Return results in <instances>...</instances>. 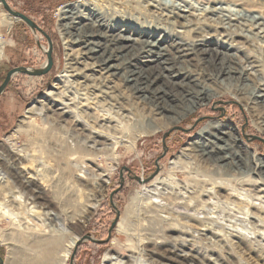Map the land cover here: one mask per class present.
<instances>
[{"label":"bare ground","instance_id":"obj_1","mask_svg":"<svg viewBox=\"0 0 264 264\" xmlns=\"http://www.w3.org/2000/svg\"><path fill=\"white\" fill-rule=\"evenodd\" d=\"M207 1L217 5L222 0ZM234 1L243 7L242 16L237 18L222 14L223 8L221 11L216 7L203 9L196 16L176 8V11L169 9L172 6L163 0L135 1L144 11L146 5L154 2L155 5L151 4L156 14L154 18L172 22L181 30L172 35L176 41L166 46L152 32H124L121 21L114 17L117 9L125 7L128 0H79L63 9L58 16V30L66 44L63 74L53 90L46 93L48 101H38L36 104L39 107L32 105L26 111V122H20L5 139L7 144L0 146V191L2 188L9 191L0 197V219L8 220L10 235L17 237L12 244L7 243L10 245L11 261L8 264H65L81 243L80 229L102 199L107 184L106 174L86 165L85 161L95 159L101 153L111 165L110 174L114 170L112 166L119 161L117 151L120 145L131 151L137 138L151 136L161 129L162 124L175 125L192 114L215 96L209 82L221 87L235 83L236 91L241 92L251 106L250 111L259 105L262 114L256 118L259 123L257 129L264 134V83L255 85L247 66L234 60L236 56L230 53L238 44L232 45L235 36L242 37L244 41L249 39L250 45L258 42V46L264 48V12L254 9L255 13H252L247 8L258 6L264 9V0ZM209 14H216L217 21H210ZM192 17L194 19L190 21ZM2 18L3 25L8 28L18 20L10 14L2 15ZM207 22L205 30L191 28ZM233 26L231 31L228 27ZM217 27H221L220 30ZM247 29L258 31L243 35L246 31L250 33ZM188 32L194 34L190 39L183 40L181 35ZM218 35L231 41L228 47L222 43L224 48L208 49L205 44ZM69 44L78 49L74 51ZM138 55L144 58L141 65L134 60ZM260 56L257 53L253 61L258 62ZM192 64H196L197 68ZM174 76H177L175 81L171 80ZM88 109L92 113H87ZM36 117L53 126H67L68 137L65 135V139L71 138L74 144L71 147L67 142L64 147L63 140H58L57 147L61 149L60 153H67H62L63 158H67L66 168L71 174L78 173L77 181L87 187L75 195L54 187V210H48L45 203L38 202L45 198L42 187L49 185L50 177L48 167L36 155L49 154L37 142L30 144L29 149H17L13 144L17 134L24 131V126L28 129L34 127ZM45 140L41 143L44 144ZM238 142L239 138L232 128L220 123L207 124L171 162L169 177L156 178L151 185L153 189L148 190L144 186L130 198L118 223V232L122 236L119 240L127 243L125 250L128 256L123 260L117 255L106 254L104 264H162L164 260L190 264L184 249H176L170 241L164 242L162 250L146 249V228L144 235L139 217L145 220L146 217L155 218L168 222L169 226L173 217L188 218V222L193 221L197 227L210 223L211 229L216 227L218 231L214 235L218 237L222 234L225 238L222 239L232 249L236 250L245 241L264 252V225L260 215H257L264 213V189L259 187L264 185V162L252 160V154ZM189 159H193L194 163ZM187 161L189 165L197 166V170H201L208 179L200 181L194 175L189 185H179L173 178L174 172L186 170V176L190 177L195 172L188 167ZM220 190H226L224 197L228 202L232 199L237 201L228 203L225 200V203L239 210L237 212L243 217L241 220L229 221L228 225L226 222L223 224L224 220L218 222L221 219L218 217H224L216 214L214 207ZM200 196L206 197V201L198 200ZM254 209L255 212H252ZM199 213L204 214L203 220L196 218ZM194 224L191 223V227H196ZM178 252L182 256L177 257Z\"/></svg>","mask_w":264,"mask_h":264},{"label":"rangeland","instance_id":"obj_2","mask_svg":"<svg viewBox=\"0 0 264 264\" xmlns=\"http://www.w3.org/2000/svg\"><path fill=\"white\" fill-rule=\"evenodd\" d=\"M4 1L10 9L29 18L42 32L32 31L20 20L13 21L9 28L3 25L2 15H8V13L4 10L3 6H0V42H2L0 85L5 79L7 72L12 69L25 68L33 71L43 69V64L46 67L49 45L52 66L46 74L39 77H32L21 73H16L11 77L4 92L0 95V146L6 143L5 139L17 128L20 122H26L24 119L26 111L32 107V105L39 107V105L36 104L38 101H48L49 98L46 97V93L53 90V87L58 83V78L63 74L66 44L64 45L65 41H63L58 30L60 24L59 17L66 6H71L79 0ZM135 1L137 0H128L125 7L118 8V11L115 13L114 18H116L117 21H121V25L124 26V32L131 33V30H145L146 32L154 33V36L158 37L165 46L168 44L172 45L174 41H176L173 39L172 35H175L179 30L178 26L159 17L158 19L154 18V16H156V14L153 13L155 11L154 7H152V5H155L154 2H150V6L146 5V11H144ZM163 1H167V4L172 6L166 8L174 9V11H176V8L196 16L200 15L203 9L212 7L220 9L219 11L223 8L224 11H221L222 14L226 13L235 18L242 16L243 7L236 5L237 3L234 0H222L217 5L216 3L212 4L213 2L209 3L207 0ZM254 4L257 5V3ZM255 7L247 8L250 11L252 10V13H255V10L264 12V9L258 6ZM217 17L216 14H209L210 21H217ZM191 19L190 21H193L194 18L192 17ZM178 21L181 20L179 19ZM207 24L208 22L206 24L200 23L199 26H191V28L202 31V28L203 30L208 28ZM220 28L221 27H219L218 30H220ZM228 28L233 31L234 26ZM249 31L250 33L246 31L243 35H252L256 33L258 29H251ZM193 34L194 33L188 32L184 36L183 34L181 36L183 40H188ZM233 38L234 41H232V45L238 43L231 49L232 52H230L236 56L234 60H238L240 64L243 63L247 66L249 77H251L250 79L254 78L253 80L256 82L255 85L263 84V46H258V42H254L253 45H250V40L247 38L245 41L239 36ZM230 42L231 41L219 38L218 35L209 40L205 46H207V48H227ZM222 43H224V47L221 46ZM69 45L74 48V51L78 49L77 46ZM259 51H261V53H259ZM257 53L262 56H260L258 62H254L253 59L256 57ZM143 59L142 55H138L134 60L136 64L141 65L144 62ZM192 65L195 66V69L197 68L196 64ZM173 79L174 81L177 80V76L171 78V80ZM249 83L251 84V82ZM208 84L215 90V96L205 102L204 105L197 107L192 114L183 118L182 121L180 120L177 124L171 126L162 124L161 129L157 130L155 134L143 136L139 139L137 138L131 151L126 150L120 145L119 151H117L119 161L116 165L112 166L114 170H112L110 174L108 170L111 165L108 164L105 156L100 155L101 153L98 154L95 159L85 161L86 165L93 168L96 167V169L106 174L107 184L104 188L102 199L87 219L85 225L80 229V239H83L82 242L75 247L71 253L72 255L70 254L71 256H69L65 264H104L106 260L105 257H107L106 254L113 257L117 255L125 260L126 256H128V252L125 250L127 249V243L119 240L122 236L118 232V223L124 215L128 201L144 186H146L148 190L153 189L151 185L156 178L169 177V170L172 167L171 162L176 159L182 149L186 148L190 142L197 138L199 132L207 124L220 123L232 128L235 135L239 138V145L252 154V160L264 162V134L260 133L257 129L259 123H257L256 120L257 116L262 114L260 112V106L256 105L254 110L250 111L249 108L251 106H249L248 102L244 99V96L241 95V92L236 91L235 83L229 87H221L222 85L218 86L212 82ZM68 95H71V92H69ZM86 112L92 113L90 109L86 110ZM34 122L35 125L32 128L28 129V127L24 126V131L17 134L13 144L17 149H29L30 144L37 142L41 144L40 146H43L44 150L47 151L46 153L49 154L36 155L42 158L45 165L48 167L47 172L48 177H50L49 185H44V187H42L45 192V198H41L38 202L40 204H42V202L45 203L48 210H54L56 207L52 196L54 187L59 188L61 192L65 191L69 195H75L76 192H79L81 189L86 190L87 187H85L83 182L77 181L76 175L78 173L71 174L68 168H66V157L63 158V156L67 155V153H65V151L60 153V148L57 147L58 140H63L64 147L67 142L71 147V144H74L71 138L65 139V135L68 137V134H66L68 132L67 126L63 124L60 126H53L39 117H36ZM43 140H45L44 144L41 143ZM34 146H31V148ZM43 156L45 158L47 156V158L45 159ZM189 160L194 163L193 159ZM187 162L188 167H192L191 169H194L195 172L191 177L189 175L186 176V174H188L186 170L174 172L173 178L179 185H189L190 182L193 181L192 177L194 175L200 181L208 179L201 170H197V166L196 168L194 164L189 165L190 162ZM209 183L211 182L209 181ZM244 187L247 186L244 185ZM259 187L264 189V185H260ZM220 191L221 194L217 195V201L215 202L214 200V207L216 208V214L220 213L222 216L224 215V217H218L222 219H219L218 222L220 221V223H222L224 220L223 224L226 222L228 225L230 224L229 221L235 222V220H241L243 217L238 213L239 210H237L234 205L225 203L226 199L224 196L226 190ZM7 192L9 191L2 188L0 197ZM200 197L198 200L206 201V197ZM231 201L237 203V201L233 199L229 200V202ZM226 202L228 201L226 200ZM255 203L258 204V202ZM209 207L211 208L212 206L210 205ZM252 212H255V209L254 211L252 210ZM257 215H260L263 222V224H261L264 225V213H257ZM41 217L44 216L42 215ZM196 218L203 220L205 217L203 213H199ZM171 219L172 221L170 222H172V225L169 226L168 222H162L155 218L146 217L145 220L139 217L138 222L141 223L144 228V235L146 228V249L162 250V248H164V242L170 241L172 246L176 249H184L185 254H187L186 258L191 261L190 264H264V252L259 250V248L242 241L239 246L240 248L238 247L236 250L234 248L232 249L229 243L227 244V242L223 240L225 238H223L224 236L222 237V234L218 237L223 241L219 240L218 237L214 235L217 230H215L216 227L211 229L210 223H204L206 226L197 227L198 225L196 226L193 221L188 222V218L181 219L180 217H173ZM43 223L46 222L43 221ZM191 223L196 227H191ZM10 229L11 226L8 220L0 219V257L3 260V264L11 262L9 255L10 245L7 243L10 242V244H12L11 242H14L17 238L15 235H10ZM258 239L259 238L256 240ZM262 244L264 245V241ZM237 249L243 250L241 251L243 254ZM176 256H182V254L178 252ZM162 264L178 263L176 261L174 263L164 260Z\"/></svg>","mask_w":264,"mask_h":264},{"label":"water","instance_id":"obj_3","mask_svg":"<svg viewBox=\"0 0 264 264\" xmlns=\"http://www.w3.org/2000/svg\"><path fill=\"white\" fill-rule=\"evenodd\" d=\"M4 10L12 15L13 17H16L18 20L22 21L26 26H28L32 31H38V32H42L40 30V28L38 26H36L29 18H27L26 16H24L23 14L13 11L12 9H10V7L7 5V3L4 0H0ZM52 66V61H51V56H50V45H49V49H48V53H47V65L46 67H44L43 69L40 70H27L25 68H15L12 69L10 71L7 72L5 79L3 80V82L0 85V95L4 92L8 82L10 81L11 77L16 74V73H21V74H26L28 76H34V77H39L42 76L44 74H46L50 68ZM258 139V138H257ZM82 242V238L80 239ZM0 264H3V260L0 257Z\"/></svg>","mask_w":264,"mask_h":264}]
</instances>
